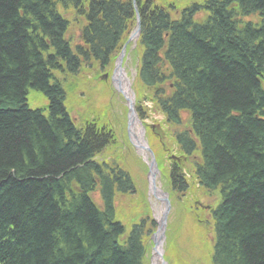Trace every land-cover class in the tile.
<instances>
[{
    "label": "trees",
    "instance_id": "trees-1",
    "mask_svg": "<svg viewBox=\"0 0 264 264\" xmlns=\"http://www.w3.org/2000/svg\"><path fill=\"white\" fill-rule=\"evenodd\" d=\"M134 1L139 116L152 99L191 175L219 190L212 263L264 264V0H188L179 20L169 15L178 3ZM58 7L83 22L80 45L65 39ZM237 7L261 13L260 25L236 30ZM199 9L208 16L197 24ZM134 14L133 0H0V264H144L154 222L126 232L115 218L116 192L134 193V176L99 159L108 127L75 124L65 107L68 78L91 65L106 71ZM29 91L45 106L29 108ZM167 180L182 197L178 164Z\"/></svg>",
    "mask_w": 264,
    "mask_h": 264
},
{
    "label": "rangeland",
    "instance_id": "rangeland-1",
    "mask_svg": "<svg viewBox=\"0 0 264 264\" xmlns=\"http://www.w3.org/2000/svg\"><path fill=\"white\" fill-rule=\"evenodd\" d=\"M165 1L178 3L182 0ZM165 1L161 0V2L155 3L162 5ZM186 2L191 3L192 1L186 0ZM65 15L68 18L66 39L74 45L80 42L79 30L83 22H80V18H78L72 10L66 11ZM197 17H201V15L197 14ZM127 38L128 36L123 39L122 43L126 42ZM133 43L134 42L131 41L127 44L126 54L124 58L120 57L119 60V64L122 66L124 72V81L127 90L132 99L140 96L139 84L136 78L139 49L135 47ZM119 50L120 48L115 53L116 57ZM114 66L115 62H113V64L111 63V66L104 71L99 70L96 65H91L82 68L76 78H68L69 82L66 85H70L73 90L67 91L68 97L66 102L70 103L69 109L71 111L75 108L78 114L77 118L82 117L85 120L95 119L100 124L106 123L107 126L113 130L112 132L110 131L112 143L107 145L104 149L101 156L103 158L102 161L116 162V160H119L122 163L119 165L123 169L127 172L130 171L134 176L138 175L139 179L143 180L145 184L146 194L144 197V189H140L142 187V182L135 181L137 187H139V190L136 189L137 195L142 199H138L135 195L131 197L130 194L125 197H117L115 218L125 226L126 230H128L130 227L129 223L142 215H147L158 223L164 206L153 196L150 197L149 186H147L146 183L147 176L145 170L144 172L140 170V168L143 170V164L140 161L144 164L145 162L142 160L140 154L132 147V141L127 134L126 122L128 121V114L125 96L117 90L116 86H114L110 80L111 76L113 77ZM37 95L38 94L33 91L28 92L27 104L29 108L35 109L43 107L42 103H44L45 106V100L42 97H40L41 102L37 101L39 99V97H35ZM76 111L71 112L72 116H76ZM162 118L161 115L150 112L147 122L155 126V124H161ZM182 118L185 120L186 116L182 115ZM157 126L160 128L159 125ZM138 127L140 128L139 124ZM161 127L162 137H164L165 130H169V128L165 126ZM122 141H125V146L121 143ZM144 141L146 142L145 139ZM163 142L166 143L164 140ZM133 153L138 160H134ZM166 158L165 156L162 157V162L165 161ZM139 162L141 164H139ZM138 165H140V168ZM158 181H161V184L163 183V179L159 178V175ZM162 192L165 191L162 189ZM170 198L173 199L174 202L171 203L170 210L167 213L168 217L164 232L165 239H162L163 251L170 253L167 262H169V264H212L213 260L210 247L214 239V234L212 230L213 225H211L210 222L209 211L203 210V212H201L198 210L193 198H198L202 200V202L204 198V201L212 204L217 198V192L211 191L204 193L194 191L192 188L189 196L183 195L180 200L173 196ZM91 199L96 202L99 201L96 192L91 194ZM160 208L161 213L159 216ZM145 255L147 261L144 264H153L152 239L146 241ZM157 264H161L160 260L157 261Z\"/></svg>",
    "mask_w": 264,
    "mask_h": 264
},
{
    "label": "bare ground",
    "instance_id": "bare-ground-1",
    "mask_svg": "<svg viewBox=\"0 0 264 264\" xmlns=\"http://www.w3.org/2000/svg\"><path fill=\"white\" fill-rule=\"evenodd\" d=\"M118 70L115 73V78L114 81L116 83V86L123 91V93L128 97V100H131V97L128 95V90L124 81V75H123V70L120 68H117ZM129 138L132 141V143L137 146V148L143 153V147H144V141L142 140V135L140 133V129L138 128L135 118L133 115L129 116ZM148 185H149V195L150 197L153 196L158 202L162 199L164 201V195L159 192L158 185H157V174L154 172L153 167H151L150 174H148V179H147ZM197 188V187H196ZM198 189V188H197ZM166 210V206L162 208V213H161V208L159 209V216L161 213V216L159 218V224H162V221L164 220V212ZM161 230H159L156 235H155V240L157 241V245L154 248L153 252V264H157V260L159 257V245L158 241L159 236H160Z\"/></svg>",
    "mask_w": 264,
    "mask_h": 264
},
{
    "label": "water",
    "instance_id": "water-1",
    "mask_svg": "<svg viewBox=\"0 0 264 264\" xmlns=\"http://www.w3.org/2000/svg\"><path fill=\"white\" fill-rule=\"evenodd\" d=\"M165 204H166V207H168V203L166 201V199L164 198V201H163Z\"/></svg>",
    "mask_w": 264,
    "mask_h": 264
}]
</instances>
